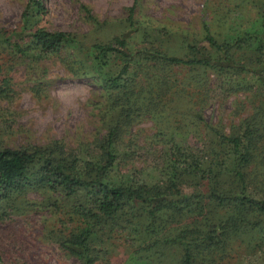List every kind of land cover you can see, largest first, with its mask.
I'll use <instances>...</instances> for the list:
<instances>
[{"label":"trees","instance_id":"trees-1","mask_svg":"<svg viewBox=\"0 0 264 264\" xmlns=\"http://www.w3.org/2000/svg\"><path fill=\"white\" fill-rule=\"evenodd\" d=\"M32 4L33 10L42 11L40 0ZM133 10L130 7L128 31L112 41L93 43L84 56L76 48L71 50L75 37L66 31L37 27L26 33L28 41L19 44L11 40L25 34L24 30L0 29L1 48L12 46L24 57L33 46L37 61L64 50L74 75L98 77L102 87V100L95 105L99 109L96 129L77 148L59 139L18 147L0 142V220L9 210L17 215L36 211L39 204L25 198L28 192L42 190L45 196L55 192L61 194L62 202L59 196L49 206L54 223L44 228L43 238L54 240L78 264H107V259L103 261L108 251L104 239L110 240V246H118V238L125 242L128 254L131 248L134 262L166 264L162 256L176 247V264H194L198 243L213 238L223 241L228 226L248 222L245 216L219 221L216 206L230 207L237 216L245 210L264 212V197L252 194L258 187L256 193L264 195V34L255 39L251 51L244 52L243 37L219 39L212 34L211 23L202 20V40L207 46L187 42L184 55L172 54L145 43L147 29L132 20ZM29 17L26 9L25 24ZM133 28L141 32L136 43L131 39ZM111 57L120 59L118 71L102 74ZM210 73L222 83L229 84L231 77L254 76L263 85L262 93L249 98L251 113L230 133L222 121L208 122L202 114L211 88ZM3 82L1 95L8 90L7 80ZM175 101L198 108L178 117V113H170L169 106ZM148 116L158 128L161 139L157 142L161 144L172 142L176 133L191 134L201 141L206 130L210 144L198 153L172 144L165 178L153 185L131 177L114 181L113 172L137 150L126 135ZM208 214L215 220L208 216L206 223L215 222L199 231L197 218L205 219ZM180 222L185 223L182 228H178ZM132 241H137L134 246ZM158 251L159 260L154 258Z\"/></svg>","mask_w":264,"mask_h":264},{"label":"rangeland","instance_id":"rangeland-1","mask_svg":"<svg viewBox=\"0 0 264 264\" xmlns=\"http://www.w3.org/2000/svg\"><path fill=\"white\" fill-rule=\"evenodd\" d=\"M33 1L0 0V29L24 30V37L20 36L24 39L11 40L19 44L28 41L26 33L37 27L66 31L75 37L71 50L76 48L83 56L93 43L112 41L115 36L128 31L126 26L130 23L132 6V20L147 29L144 31L145 43L172 54L184 55L187 42H195L201 48L207 46L202 40V20L211 23L212 34L219 39L243 37L244 52L251 51L255 39L264 34V0H40L42 11L33 10ZM26 9L30 17L25 24L23 13ZM130 32L133 43L139 42L141 32L138 34L134 28ZM36 51L35 47H28L23 57L12 46L0 47V87L5 84L3 79L8 82V90L2 95L0 91V142L18 147L59 139L77 148L78 142L85 141L96 129L99 109L95 105L102 100L98 77L74 75L64 50L40 61L34 60ZM120 63L119 58L111 57L102 74L116 73ZM220 80L210 73L208 84L211 88L202 114L208 122L222 121L225 131L230 133L241 118L251 113L249 98L254 93H262L263 85L254 76L240 80L231 77L229 84ZM254 101L258 103L257 99ZM169 107L170 113H178V117L192 112L188 109L198 108L185 101H175ZM149 118L133 125L126 135L127 140L131 139L137 145V150L133 158L113 172L114 181L131 177L153 185L165 178L168 149L172 144L186 146L192 153H198L210 144L207 130L201 141L191 134L176 133L172 142L161 144L157 142L161 139L156 133L158 128ZM251 188L249 186L248 191ZM257 189H253V196L264 197L256 193ZM59 196L61 194L55 192L45 196L42 190L30 191L25 198L39 204L36 211L17 215L10 214L9 210L4 215L5 218L0 220L1 264H78L61 251L54 240L46 237L44 241L43 238L44 228L54 223L49 206ZM215 213L221 214L219 221L222 222L244 216L248 222L243 226H228L223 241L213 238L198 243L193 255L194 264H264V212L245 210L243 215L237 216L230 207L216 206ZM208 216L215 220L212 214L205 219L197 218L199 231L215 222L207 224ZM184 225L180 222L178 228ZM104 240L108 251L103 254V261L107 259L108 263H102H146L131 260V248L128 254L121 238L116 239L118 246H110V240ZM136 242L130 244L134 246ZM162 257L166 264H176L179 262L178 248L166 250ZM154 258L160 259L159 251L154 253Z\"/></svg>","mask_w":264,"mask_h":264}]
</instances>
